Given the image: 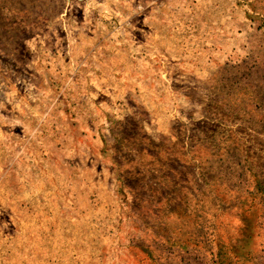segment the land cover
I'll return each mask as SVG.
<instances>
[{"label":"rangeland","instance_id":"rangeland-1","mask_svg":"<svg viewBox=\"0 0 264 264\" xmlns=\"http://www.w3.org/2000/svg\"><path fill=\"white\" fill-rule=\"evenodd\" d=\"M0 264H264V0H0Z\"/></svg>","mask_w":264,"mask_h":264}]
</instances>
